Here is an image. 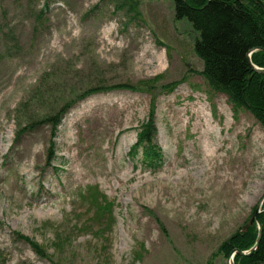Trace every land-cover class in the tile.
<instances>
[{
  "label": "rangeland",
  "instance_id": "1",
  "mask_svg": "<svg viewBox=\"0 0 264 264\" xmlns=\"http://www.w3.org/2000/svg\"><path fill=\"white\" fill-rule=\"evenodd\" d=\"M134 2L135 12L124 0H0V264H52L18 233L60 264H228L219 246L263 197V127L209 87L197 33L172 0ZM117 85L137 90L73 104L55 136L50 123L19 135ZM152 105L157 170L131 155ZM206 120L227 138L216 157L200 145ZM94 186L114 223L92 220L83 191Z\"/></svg>",
  "mask_w": 264,
  "mask_h": 264
},
{
  "label": "trees",
  "instance_id": "2",
  "mask_svg": "<svg viewBox=\"0 0 264 264\" xmlns=\"http://www.w3.org/2000/svg\"><path fill=\"white\" fill-rule=\"evenodd\" d=\"M262 1L264 3V0ZM172 2L175 19L187 20L197 33L194 50L203 62L201 74L209 87L217 93L226 95L236 110L245 109L251 112L264 129V74L257 72L252 66L264 68V13L261 7L253 0H172ZM134 3V0H124L123 5L129 4V10L135 12ZM251 51L252 64L248 58ZM168 88L167 92L174 89L171 86ZM116 89L137 90L131 85L89 89L63 105L55 114L45 117L41 120L42 123L33 122L23 128L19 135L41 124L50 123L55 136L63 117L74 106L73 104L95 93ZM155 116V106L152 105L148 118L140 126L137 142L131 152L134 160L152 170H157L162 165L161 150L155 143L157 133ZM51 150L48 158L50 165L55 161V142L51 143ZM83 196L97 209L92 215L93 221H103L106 217L110 224L114 223L113 204L108 202L98 186L85 189ZM259 220L263 232L258 248L248 256L235 255V264H264V205ZM242 227L223 241L217 254L228 258L236 249L246 251L254 246L259 234L258 225L253 224L246 231H243ZM18 236L26 241L39 257L50 260L52 264H60L36 240L20 233ZM209 264H213L212 261Z\"/></svg>",
  "mask_w": 264,
  "mask_h": 264
},
{
  "label": "bare ground",
  "instance_id": "3",
  "mask_svg": "<svg viewBox=\"0 0 264 264\" xmlns=\"http://www.w3.org/2000/svg\"><path fill=\"white\" fill-rule=\"evenodd\" d=\"M158 59H159V61H160V63L162 62V60H163V55L162 54H160L159 56H158ZM194 107L196 108L195 109V112L194 113H196L197 114V116L199 117V119L202 121V119H203V117H205V116H207L206 115V113H204V107H202V106H197V105H194ZM185 112H186V110H185ZM206 122V124H207V120L205 121ZM196 126H197V124H196ZM196 129H198V127L196 128ZM217 130H216V128L213 126V123H211L210 121L208 122V124H207V126H206V128L204 129V132H203V135L200 137V145H201V143H202V147H204V149L206 150V152L208 153V156L209 157H216V153L219 151V150H221V149H224V147H225V145H226V143L224 144V142H226V140H227V138H223V137H221L222 135H221V132H218V136H219V138H218V140H219V144H218V147H216V148H209L210 147V145H211V141H210V139H211V132H216ZM204 136V140L202 139V137ZM229 149H233V144L232 143H230L229 144V147H228V150ZM227 151V150H226ZM231 179H232V174L230 173V174H228L227 176H226V178H225V180H224V184H228L230 181H231ZM237 185V184H236ZM237 189H239V186L237 185V187H236ZM233 202V201H232ZM231 202V203H232Z\"/></svg>",
  "mask_w": 264,
  "mask_h": 264
},
{
  "label": "water",
  "instance_id": "4",
  "mask_svg": "<svg viewBox=\"0 0 264 264\" xmlns=\"http://www.w3.org/2000/svg\"><path fill=\"white\" fill-rule=\"evenodd\" d=\"M253 1H255L256 4H258L261 7V9H262V11L264 13V3H263V1L262 0H253ZM251 53H252V51L248 55L250 63H251ZM252 66L257 72L264 74V68H260V67L254 66V65H252ZM263 204H264V195L261 198L260 202L258 203L254 214L251 216L249 221L242 228L243 231H246L253 224H255V223L258 224L259 234H258V237H257V240H256L254 246L252 248H250L249 250H246V251L237 250V249L232 251V253L229 255V257L227 259V263L228 264H235L234 263V256L235 255L248 256V255L252 254L254 252V250H256L258 248L260 240H261V237H262V232H263L262 231V226H261V223H260V220H259V214L262 211Z\"/></svg>",
  "mask_w": 264,
  "mask_h": 264
}]
</instances>
